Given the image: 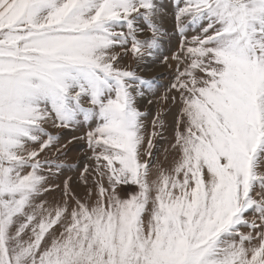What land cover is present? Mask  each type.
<instances>
[{
    "label": "snow or ice",
    "instance_id": "1",
    "mask_svg": "<svg viewBox=\"0 0 264 264\" xmlns=\"http://www.w3.org/2000/svg\"><path fill=\"white\" fill-rule=\"evenodd\" d=\"M0 264H264V0H0Z\"/></svg>",
    "mask_w": 264,
    "mask_h": 264
},
{
    "label": "rangeland",
    "instance_id": "2",
    "mask_svg": "<svg viewBox=\"0 0 264 264\" xmlns=\"http://www.w3.org/2000/svg\"><path fill=\"white\" fill-rule=\"evenodd\" d=\"M150 75L152 76H159V83L162 86H166L169 83V80L171 79V77L167 74V72H165L164 69L160 68V67H156L155 69H153L150 72ZM161 91H163V88H161ZM166 107V106H165ZM175 109L172 110V113L169 114L166 119L168 120L169 123L172 122L173 120V116L175 114ZM169 135L171 134L170 132L168 133ZM72 146H70L71 148ZM80 151L82 150H78L77 148H72V151L69 152V160L73 161V160H79L81 158L80 156ZM161 161L163 162V153H161ZM164 167H169V163L164 162L163 163ZM67 175H74V173L72 172H68L66 173Z\"/></svg>",
    "mask_w": 264,
    "mask_h": 264
}]
</instances>
